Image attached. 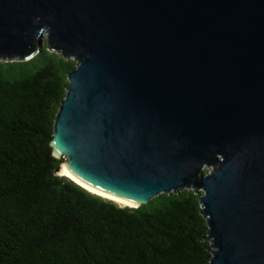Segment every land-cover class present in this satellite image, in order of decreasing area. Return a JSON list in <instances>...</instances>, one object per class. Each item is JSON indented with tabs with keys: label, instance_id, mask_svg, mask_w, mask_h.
Segmentation results:
<instances>
[{
	"label": "water",
	"instance_id": "water-1",
	"mask_svg": "<svg viewBox=\"0 0 264 264\" xmlns=\"http://www.w3.org/2000/svg\"><path fill=\"white\" fill-rule=\"evenodd\" d=\"M43 41L75 61L58 173L130 207L193 190L208 264H264V0H0L1 60Z\"/></svg>",
	"mask_w": 264,
	"mask_h": 264
},
{
	"label": "trees",
	"instance_id": "trees-1",
	"mask_svg": "<svg viewBox=\"0 0 264 264\" xmlns=\"http://www.w3.org/2000/svg\"><path fill=\"white\" fill-rule=\"evenodd\" d=\"M74 67L45 41L0 59V264H208L199 193L120 206L58 173L53 122Z\"/></svg>",
	"mask_w": 264,
	"mask_h": 264
},
{
	"label": "bare ground",
	"instance_id": "bare-ground-1",
	"mask_svg": "<svg viewBox=\"0 0 264 264\" xmlns=\"http://www.w3.org/2000/svg\"><path fill=\"white\" fill-rule=\"evenodd\" d=\"M61 173H63L64 175H67L68 177L72 178L73 180H75L77 183L81 184L83 187H85L86 189H88L90 192L96 193L102 197H105L107 199L113 200L116 203H120V204H124L126 206H132L133 204H131V202L125 200V199H119L116 197H113L111 195H108L98 189H95L85 183H83L82 181L78 180L77 178H75L69 171H67V169H65L64 167L60 170Z\"/></svg>",
	"mask_w": 264,
	"mask_h": 264
},
{
	"label": "rangeland",
	"instance_id": "rangeland-1",
	"mask_svg": "<svg viewBox=\"0 0 264 264\" xmlns=\"http://www.w3.org/2000/svg\"><path fill=\"white\" fill-rule=\"evenodd\" d=\"M118 205H120V206H121V205H124V204H120V203H118Z\"/></svg>",
	"mask_w": 264,
	"mask_h": 264
}]
</instances>
